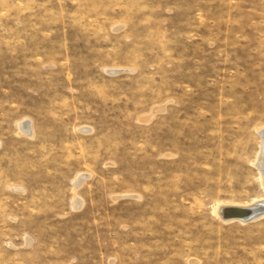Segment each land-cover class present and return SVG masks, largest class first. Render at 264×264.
Wrapping results in <instances>:
<instances>
[{
  "label": "rangeland",
  "instance_id": "obj_1",
  "mask_svg": "<svg viewBox=\"0 0 264 264\" xmlns=\"http://www.w3.org/2000/svg\"><path fill=\"white\" fill-rule=\"evenodd\" d=\"M262 129L264 0H0V264H264Z\"/></svg>",
  "mask_w": 264,
  "mask_h": 264
},
{
  "label": "bare ground",
  "instance_id": "obj_2",
  "mask_svg": "<svg viewBox=\"0 0 264 264\" xmlns=\"http://www.w3.org/2000/svg\"><path fill=\"white\" fill-rule=\"evenodd\" d=\"M28 121H26L25 123H21L19 124L18 126V130L19 132L21 133H24V134H30V124L28 125ZM31 135V134H30ZM29 135V136H30ZM260 138H261V141H262V144H261V150L258 154V157H257V167L260 171V179H261V185L263 187V190H264V129L260 130ZM28 136V135H26ZM82 179L81 176H79L74 182H73V185L76 186L78 185V180L80 181ZM79 199H74L73 201V204H74V207H79L81 205V202H80V205H79ZM264 207V198L261 199V200H254L252 201L251 203L249 204H246V205H223V204H218L215 208V213L218 215L219 218H221L222 220H233V219H236V220H239V221H244V219L246 217H250V219H254L255 217H257L259 214L261 213H257V211H255V209L257 207ZM224 214L227 216V217H224ZM236 214H239V215H236ZM244 215H246L245 217H243Z\"/></svg>",
  "mask_w": 264,
  "mask_h": 264
},
{
  "label": "water",
  "instance_id": "obj_3",
  "mask_svg": "<svg viewBox=\"0 0 264 264\" xmlns=\"http://www.w3.org/2000/svg\"><path fill=\"white\" fill-rule=\"evenodd\" d=\"M78 182H79V180H78ZM255 211H257V213L259 212V213H261V214H259L257 217H255L254 219H256V218H259V217H261V216H264V207H262V206H260V207H257L256 209H255ZM236 215H239V214H236ZM246 215H244L243 217H245ZM224 217H227L225 214H224ZM254 219H250V217H246L245 219H244V221H251V220H254Z\"/></svg>",
  "mask_w": 264,
  "mask_h": 264
}]
</instances>
